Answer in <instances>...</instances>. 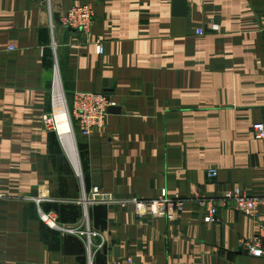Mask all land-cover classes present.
<instances>
[{
  "label": "crops",
  "instance_id": "0c3cea01",
  "mask_svg": "<svg viewBox=\"0 0 264 264\" xmlns=\"http://www.w3.org/2000/svg\"><path fill=\"white\" fill-rule=\"evenodd\" d=\"M73 5L93 8L88 33L61 23ZM77 91L115 106L70 139L43 118L56 119L61 96L69 119ZM255 123L264 0H0V264H264L241 247L257 220L230 201L206 223L192 195H264ZM94 187L115 202H82ZM162 190L185 199L172 219L121 204ZM258 212L264 224V203Z\"/></svg>",
  "mask_w": 264,
  "mask_h": 264
},
{
  "label": "built area",
  "instance_id": "2783aa9c",
  "mask_svg": "<svg viewBox=\"0 0 264 264\" xmlns=\"http://www.w3.org/2000/svg\"><path fill=\"white\" fill-rule=\"evenodd\" d=\"M60 21L65 27L88 33L94 22V10L89 5H73L61 17ZM197 33L202 34V29H197ZM10 49H13V47L10 46ZM96 52L98 54L102 53V46L100 44H97ZM114 106L115 102L108 93L75 92L71 114L69 115L70 130L73 131V127H75L82 135L90 136L94 131L103 126L106 115L110 113L109 109ZM43 121L48 128L56 127L54 116L44 115ZM253 129L255 130V138H264L263 123H255ZM215 174L216 172L213 169L208 171L209 176H214ZM192 195L198 204L207 210V215L204 218L205 222H211L214 219L218 202L225 204L230 201L234 204L236 210L257 220V232L250 238L242 239L241 247L249 255L264 259V224L258 221V206L264 203V195H247L237 187L225 191L218 200L205 196L199 190H195ZM1 196L2 194L0 193ZM81 201L88 204L115 202L112 195L99 191L97 187L92 188L88 196H84ZM184 202L185 199L181 198L179 194L169 195L165 190H162L157 199L133 198L124 200L121 204L131 203L138 216L149 214L152 217L172 219L175 217V213L183 208ZM41 217L51 227H57L55 215L49 213L42 214ZM69 230L78 235L86 234L89 236L92 233L88 225L86 227L78 225ZM114 264L139 263L133 256L123 255L117 258Z\"/></svg>",
  "mask_w": 264,
  "mask_h": 264
},
{
  "label": "bare ground",
  "instance_id": "6f19581e",
  "mask_svg": "<svg viewBox=\"0 0 264 264\" xmlns=\"http://www.w3.org/2000/svg\"><path fill=\"white\" fill-rule=\"evenodd\" d=\"M60 98H61V100H60ZM60 98H59L58 103H59L61 109L58 111V113L56 115L57 128H58L59 132L65 134L67 137L72 139L71 130H70V123H69L65 103L63 102L64 99L62 100L61 96H60Z\"/></svg>",
  "mask_w": 264,
  "mask_h": 264
},
{
  "label": "water",
  "instance_id": "95a60500",
  "mask_svg": "<svg viewBox=\"0 0 264 264\" xmlns=\"http://www.w3.org/2000/svg\"><path fill=\"white\" fill-rule=\"evenodd\" d=\"M114 109L113 107L109 109V111L111 112V110Z\"/></svg>",
  "mask_w": 264,
  "mask_h": 264
},
{
  "label": "rangeland",
  "instance_id": "374dc122",
  "mask_svg": "<svg viewBox=\"0 0 264 264\" xmlns=\"http://www.w3.org/2000/svg\"><path fill=\"white\" fill-rule=\"evenodd\" d=\"M2 191L0 190V193H1ZM206 223H208V222H206Z\"/></svg>",
  "mask_w": 264,
  "mask_h": 264
}]
</instances>
